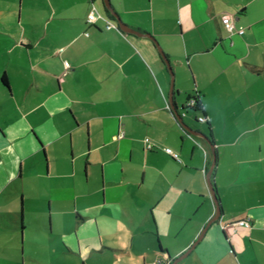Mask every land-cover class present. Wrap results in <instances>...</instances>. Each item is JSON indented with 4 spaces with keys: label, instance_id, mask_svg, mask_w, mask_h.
Masks as SVG:
<instances>
[{
    "label": "crops",
    "instance_id": "obj_1",
    "mask_svg": "<svg viewBox=\"0 0 264 264\" xmlns=\"http://www.w3.org/2000/svg\"><path fill=\"white\" fill-rule=\"evenodd\" d=\"M110 3L213 144L102 0H0V264H171L213 153L175 264H264V0Z\"/></svg>",
    "mask_w": 264,
    "mask_h": 264
},
{
    "label": "water",
    "instance_id": "obj_2",
    "mask_svg": "<svg viewBox=\"0 0 264 264\" xmlns=\"http://www.w3.org/2000/svg\"><path fill=\"white\" fill-rule=\"evenodd\" d=\"M103 1V5L104 7L108 10V12L113 16V20L116 21L118 28L120 30H122L123 32L126 33H132V34H136V35H144L146 37L151 38V40L154 42L157 51L159 52L161 58L163 59L167 70L170 74V85H169V103H170V107L171 110L175 113L178 122L180 123V125L188 132V134H193V135H198L201 136L205 139L208 140L207 136L199 131H195L193 129H191L190 126H188L183 120L181 115L178 113L177 108L175 107V105H173L172 103V90H173V83H174V74L171 68V64L170 61L168 59V57L166 56V54L164 53L163 49L161 48L160 44L158 43V41L148 32H141L137 29L132 28L131 26H129L128 24H126L125 22L122 21V19L120 18V16L118 15V13L115 11V9L113 8V6L110 3V0H102ZM213 153V151H212ZM214 162H215V155L213 153V158H212V162L210 164L209 169L206 172V180H207V184L210 190V193L212 195L214 204H215V214L214 216L205 224V226L202 228L201 232L199 233V236L190 244V246L184 251L182 252L179 256L174 257L172 259L171 264H175L177 261H179L180 259H182L183 257H185L194 247L195 245L198 243V241L202 238L203 234L205 233L207 227L209 226V224L217 219L220 216L221 210H220V206H219V202L217 200V196L213 187V184L211 182L210 176H211V172L214 166Z\"/></svg>",
    "mask_w": 264,
    "mask_h": 264
},
{
    "label": "built area",
    "instance_id": "obj_3",
    "mask_svg": "<svg viewBox=\"0 0 264 264\" xmlns=\"http://www.w3.org/2000/svg\"><path fill=\"white\" fill-rule=\"evenodd\" d=\"M98 19H102L103 21H105V27L106 28H110V27L118 28L116 23L111 21V19H109L107 16H105L104 14L99 12L96 9V7L94 5H92L90 10L88 11V13L86 15V21L90 24H94ZM223 25H224L225 29L228 31V33H230V34L231 33L241 34L243 32L242 28H236L235 27V25L233 23V17L231 15H227L223 18ZM64 66L68 67V63L64 62ZM197 101L200 102L198 95H196V94L188 95L187 99H186V106L187 107H193ZM200 104H201V102H200ZM184 114H185V112H182L181 116ZM197 120L205 121L206 117L204 115L203 116L199 115V116H197ZM144 141H145V146L147 149H150L153 146V143L150 142L148 137H145ZM164 150L172 158L178 159V153L173 151L170 147H165ZM238 223L241 225H244L246 227L250 226V222L248 220H239Z\"/></svg>",
    "mask_w": 264,
    "mask_h": 264
},
{
    "label": "trees",
    "instance_id": "obj_4",
    "mask_svg": "<svg viewBox=\"0 0 264 264\" xmlns=\"http://www.w3.org/2000/svg\"><path fill=\"white\" fill-rule=\"evenodd\" d=\"M102 10H103V13L105 14V16H107L109 19H113V16L108 12V10L104 7V5H102ZM2 80L4 81V78H2ZM172 103L174 105V102H172ZM183 108L184 109L185 108H190V109H193V110H197L198 111V110H201L202 109V105L200 104L199 101H197L196 104L193 107H187V106H185ZM184 109H183V111H184ZM196 120H197V117H196ZM197 121H199V120H197ZM205 121H199V122H205ZM208 140H209V142L211 144H213V141L212 140H210V139H208Z\"/></svg>",
    "mask_w": 264,
    "mask_h": 264
},
{
    "label": "rangeland",
    "instance_id": "obj_5",
    "mask_svg": "<svg viewBox=\"0 0 264 264\" xmlns=\"http://www.w3.org/2000/svg\"><path fill=\"white\" fill-rule=\"evenodd\" d=\"M171 64V63H170ZM171 68H172V65H171ZM173 71V69H172ZM169 73V72H168ZM173 74H174V71H173ZM170 75V74H169ZM186 105V104H185ZM194 115V113L190 110V109H187V116L185 117V120L186 121H189V119H191L190 117H192ZM192 124V123H191ZM195 124H198L197 126H201L203 127V129H205L204 125H202L201 123H197L195 122ZM188 125V124H187ZM189 126V125H188ZM192 129V128H191Z\"/></svg>",
    "mask_w": 264,
    "mask_h": 264
}]
</instances>
